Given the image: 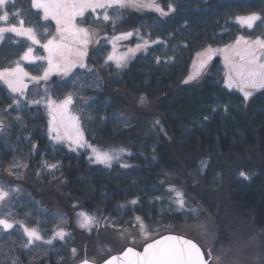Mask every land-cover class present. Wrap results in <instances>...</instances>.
Listing matches in <instances>:
<instances>
[{"label": "trees", "instance_id": "1", "mask_svg": "<svg viewBox=\"0 0 264 264\" xmlns=\"http://www.w3.org/2000/svg\"><path fill=\"white\" fill-rule=\"evenodd\" d=\"M157 2L166 10L172 5L175 11L167 16L136 11L122 18V29L139 34L132 43L142 37L160 41L123 68L113 61L105 63L111 44L101 39L91 44L86 67L77 65L67 76L56 73L46 83H31L24 96L0 79V119L5 125L0 130V185L10 193L0 217L14 223L13 229L0 228V264L13 259L17 264H67L96 251L98 238L75 225L76 210L100 217L104 230L112 229L104 227V217H110L119 232L139 227L135 216L163 233L191 226L216 246L231 235L249 232L264 251V89L247 101L238 90L228 88L218 56L208 61L197 80L184 83L197 51L221 48L241 35H264V22L248 29L235 19L254 12L264 16V0ZM5 10L9 21L0 22L2 27L22 19L24 26L44 33L53 24L31 0H9L0 6V15ZM29 46L25 37L5 32L0 39V69L15 66ZM24 65L41 72L40 62ZM68 94L90 143L130 149L121 163L106 167L90 161L86 149L70 150L53 142L43 103L32 101L47 96L60 100ZM141 96L147 100L143 105ZM15 161L27 167L10 173ZM202 161L207 164L203 171ZM45 163L59 167L48 170ZM169 186L184 193L183 210ZM16 188L19 191H12ZM132 200L137 204L131 205ZM193 208L198 211L190 212ZM24 226L37 229L43 240L25 248ZM60 228L69 235L52 239ZM47 239L52 243H45Z\"/></svg>", "mask_w": 264, "mask_h": 264}, {"label": "snow or ice", "instance_id": "2", "mask_svg": "<svg viewBox=\"0 0 264 264\" xmlns=\"http://www.w3.org/2000/svg\"><path fill=\"white\" fill-rule=\"evenodd\" d=\"M9 0H0V6H4ZM32 6L36 9L43 11V19L47 20L52 17L56 21L57 35L51 36L47 39V42L42 44L41 47L47 51V56L36 57L33 56V47H28L27 50L20 57V60L14 61V67H7L0 70V79H3L13 93L19 96L25 95V89L28 87L25 83V79L31 81L47 82L49 76L53 72H60L62 75L67 76L74 67L79 65L80 67H86L84 64V58L87 56V48L91 42L92 34L87 28L77 27L75 20L77 17H83L84 13L91 9L95 12L97 9H105L102 16L104 21H109L111 18L107 13L109 8H152L159 12L161 16H167L170 12L175 11L172 5L168 6V11L156 4L155 0H31ZM19 15L15 13L14 16ZM237 21L245 25L248 29H253L257 21L264 22V16L258 13H251L247 16H239ZM9 13L7 11L0 15V22H8ZM19 26L12 25L10 27H0V39L3 38L5 32L15 33L21 37H27L32 44L40 45L41 41L38 38L37 32L34 28L24 27V21L21 19L18 21ZM132 35L131 32L123 33L114 39H126ZM148 41H144L143 44H138L135 49H129L128 53L120 56L110 54L105 63L108 61L115 62L118 68H123L127 65L129 59V53L133 54L140 49L147 50ZM152 43H160V41H153ZM216 51H221L225 54V60L229 68L228 75V87H238L243 92L244 99L247 100L252 96L253 92L246 89H259L264 88V36H257L254 39H248L244 36H238L233 45H227L223 49L213 50L210 46L204 50L203 53H197L198 56H203L200 60L199 70L190 75L184 83L195 80L200 75L208 61L212 59V56ZM234 54L235 60H233L229 53ZM46 61L48 67L44 69L42 76H30L24 68L21 66L20 61ZM157 58V63H159ZM234 73V75H233ZM47 93V89H45ZM49 110L52 117L49 131L51 139L54 141H62L63 136L58 134V125L66 124L67 120H71L74 123V135L67 137L70 142V148L75 145L76 150L79 148H91L93 155L89 157L90 161L98 164H103L106 167H111L112 161L120 158L121 154L125 153L126 149L113 150V151H101L96 148H92L87 142H83V133L79 128L77 117H68L67 112L69 107L73 104V96L71 94L66 95L62 100H53L51 97H47L43 101H32L34 104L42 103ZM147 102L145 96L139 98L141 105ZM19 104V101H15ZM19 119V117H17ZM204 119H207L205 117ZM159 124V121H156ZM5 127L4 121L0 119V130ZM57 133V134H53ZM130 155V153H128ZM26 168L27 164H23L20 161H15L9 166V172L12 173L14 169ZM44 167L48 170H55L59 167L58 164H44ZM123 167H129L123 165ZM207 167L206 162H201V171ZM240 175L244 178H248L247 174L241 172ZM12 191H19L18 188L12 189ZM169 192L175 193V202L178 205L179 210H183L185 206L184 193L178 191L175 187L169 186ZM9 190L0 185V204L9 198ZM137 200H132L129 203L136 205ZM77 207V205H73ZM123 208L125 205H120ZM192 213H196L198 210L193 208L189 210ZM78 217L79 227L91 232L94 227L100 226V217L91 215L87 212L80 211L76 213ZM134 220L139 225V231L143 233L147 238V226L144 220L140 216H135ZM118 223V222H116ZM104 227H112L115 230V223L111 222L110 217H104ZM204 228L205 226H201ZM0 228L4 230H10L14 228V223L9 219L0 217ZM206 230V228H205ZM24 233L28 237L25 248L33 245L35 241L43 240L37 229H30L24 227ZM66 235H69L63 228L58 229L52 239L59 238L63 240ZM120 235L124 238V231H120ZM132 243H135V236L129 234ZM45 243L51 244L52 240L49 239ZM72 253L76 254V249H72ZM208 255L209 259H205V255ZM219 262L220 257H212L211 249L202 250L201 247L193 240L186 239L183 236L167 235L160 239H153L152 242L146 243L143 247V251H137L134 247H126L120 256H110L104 259L102 264H210V260ZM10 264H17L13 259ZM80 264H95L94 260L84 258L80 261Z\"/></svg>", "mask_w": 264, "mask_h": 264}, {"label": "rangeland", "instance_id": "3", "mask_svg": "<svg viewBox=\"0 0 264 264\" xmlns=\"http://www.w3.org/2000/svg\"><path fill=\"white\" fill-rule=\"evenodd\" d=\"M157 1L158 0H155L156 4L161 6V4ZM132 9H133L132 7H125V8L113 7V8L107 9V13H108L109 17L111 18L109 21H104L102 19V16L105 12V9H97L95 12H93L91 9H89L88 11H86L84 13L83 17H77L75 20L76 26L80 27V28H87L90 31V33L92 34L91 42L89 43L88 48H87V53L89 54L91 44L97 43L101 39H105L109 44H111L110 45L111 49H110L109 54L107 56H109L110 54L120 56V55H123L125 53H128L129 49H135L138 44H143L144 41L149 42L148 47L153 44L152 43L153 41H157V39L155 40L154 38H151V37H149V38L148 37H142L140 40L134 41L132 43V40H131L132 37L139 36V34H138V32L136 33V31L134 29H122L120 26V22H121L122 18L129 16L128 14H131V13L136 12V11H141L142 13H147V12L156 13L157 12L152 8H134L133 10ZM164 10L168 11V9L167 10L164 9ZM41 13L43 15L42 10H41ZM157 13H159V12H157ZM254 13H256V12H254ZM249 14H251V13H249ZM249 14L238 15L237 17L247 16ZM48 19L49 20L51 19L53 24L49 28H44L43 29L44 33H42L41 31H38L37 29L34 28L37 32L38 38L41 41V44L35 45V44H32V42L29 40V42H30L29 47H33V56H36V57L47 56V54H48L47 51L44 50L41 47V45L46 43L47 39H49L51 36L57 35V32H56L57 26H56L55 19H53L52 17H49ZM236 21H237V19H236ZM13 25L19 26V24H13ZM10 26H12V25H10ZM10 26H5V27H10ZM242 26H245V25H242ZM0 27H2L1 24H0ZM24 27L29 28L27 26H24ZM52 27H53L54 31H52ZM30 28H32V27H30ZM45 32L49 33V34L47 36H45ZM129 32H131L132 35L126 39H118V40L114 39L115 37L120 36L123 33H129ZM241 36H243V35H241ZM244 37H246V36H244ZM246 38L254 39V38H249V37H246ZM25 39H27V37H25ZM234 43H235V41L229 45H233ZM224 47L225 46H222L221 48L217 47V46H212L211 48L213 50H217V49H223ZM205 49L206 48L201 49L200 51H197V53H203ZM142 51H145V50L142 48L139 51H136L134 53V55L129 53L128 62L134 56H136V54L138 55V53H140ZM197 53L193 57L192 61H190L191 62L190 69H189L187 75L185 76L184 81L187 80V78L190 75H193L194 73H196L199 70L200 60L203 59V56H198ZM88 54H87V56H88ZM214 56L220 57L221 61L223 62L224 66H225L224 84L228 87L229 68H228L227 62L225 60V54L221 51H216L215 54L212 56V58ZM229 56L233 60H235L234 54H232L231 52L229 53ZM26 62L30 63V61H20L21 66L24 68V70L27 73H29L30 76H37V77L42 76L44 69L48 67L46 61H42V60L32 61L31 63L40 62L42 64L41 72L40 73H38V72L33 73L24 65V63H26ZM128 62H127V64H128ZM37 65L39 67V64H33L32 67L37 68ZM0 70H2V69H0ZM56 73H60V72H53L49 76L48 79H50ZM200 73H201V71H200ZM233 75H234V73H233ZM197 79H195V80H197ZM195 80L189 81L188 83L194 82ZM3 82L8 86V84L4 80H3ZM39 82L40 83H46L44 81H39ZM25 83H27V85H29L31 83H35V81H31V80L26 78ZM230 89L238 90L243 95V92L238 87H231ZM262 89H264V88H259V89H255V90H253V89H246V90L252 91L253 92L252 96H253L256 92H258L259 90H262ZM252 96H250L247 99V101L250 100L252 98ZM47 97H51V96H47ZM47 97H45V98H47ZM51 99L56 100L52 97H51ZM43 100H41V101H43ZM60 100H62V99H60ZM57 101H59V100H57ZM45 109L47 111V116H48V120H47L48 121V134L51 137L52 134H50L49 129H50V127H52V124H51L52 117L49 113V110L46 107H45ZM72 109L73 108L71 105L68 109L67 116L78 118L79 128L83 133L82 143L87 142V144L91 145L92 148H96V149L101 150V151H113V150H120V149H126L127 150L125 153L121 154L119 159L113 160L111 165H114L117 162L121 163V160L124 159L126 157V155H128V153L131 152L130 149H128L125 146H115V147H111V148H104V147H100V145L90 143L89 140L87 139L86 133H85L84 128H83L82 123H81V120H79L80 119L79 115ZM74 123L75 122H73L71 120H67L66 124H59L58 125V134L63 136L64 139L62 141H59V142L53 140V142L64 144L70 150H72V148H75V145H72L70 148V142L67 139V137L69 135H74V131H75L74 126H73ZM53 134H57V133H53ZM82 149H86L88 151L87 152L88 157L93 155L91 148L85 147ZM1 206H5L4 202H3V204H0V210L2 209ZM76 211L78 213L81 210H76ZM75 221H76L75 225H77L79 227L78 217L76 214H75ZM28 228L34 229L33 227H28ZM79 228L81 230L88 232L87 234L84 233L88 236L92 235L93 233L96 234V237L98 238V243H97L98 245L96 246L97 249H96V251H90L88 253H82L78 257V259H75V260L71 259L69 262H67V264H75L76 263L75 261H77L79 259H84L85 257L90 259V260H94L95 263L100 262V261L104 260L105 258H107L108 256H110L112 253H117L127 246H134V247L140 249L143 247L144 244L147 243V241H150V240L158 237L159 235H161L163 233V231H161L160 228L156 229V228H152L150 226H147L146 230H147L148 236H147V238H145L143 233H141L139 231V227H135L133 229L132 228L131 229H123L125 235H124V238H122L120 235L119 229L114 230L112 228L109 230H104L100 226L97 229L93 228V230L91 232H89L86 229H83L81 227H79ZM171 230L173 232H176V233L185 235L187 237H190L192 239H195L202 246V248L204 250L212 249L211 250L212 257L213 258H215L217 256L220 257L218 264H264V251L262 248L263 246L254 237H251L252 235H250L249 232H241V235H231L230 237H228L229 238L228 240H225L223 245L216 246V245H212V244L209 245V243L207 241L202 239V237L200 235L198 236V234L191 229V226L190 227L188 226V228L187 227H181V228L171 229ZM129 234H131V236H135V238H136L135 243L131 242ZM40 235H41V233H40ZM47 240H49V239H47ZM90 242L93 243V241L90 240L89 244H90ZM93 248L94 247H92V249ZM208 259H209V257H208ZM210 263L211 264H217V262H215L214 259L210 260ZM27 264H35V263H27Z\"/></svg>", "mask_w": 264, "mask_h": 264}, {"label": "water", "instance_id": "4", "mask_svg": "<svg viewBox=\"0 0 264 264\" xmlns=\"http://www.w3.org/2000/svg\"><path fill=\"white\" fill-rule=\"evenodd\" d=\"M167 235H174V236H183L184 238H186V239H190V240H193L195 243H197L200 247H201V249L202 250H204L203 248H202V246L195 240V239H192V238H190V237H187V236H185V235H182V234H179V233H176V232H166V233H163V234H161V235H159L158 237H156V238H154V239H160L161 237H163V236H167ZM153 240V239H152ZM152 240H150V241H147V243H150V242H152ZM145 246V244L143 245V247ZM127 247H134V246H127ZM143 247L142 248H140V249H138V248H136V247H134L137 251H143ZM126 248V247H125ZM125 248L123 249V250H121V251H119V252H117V253H112L110 256H120V255H122V253H123V251L125 250ZM110 256H108L107 258H109ZM107 258H105V259H107ZM205 259H208V257L205 255ZM81 261V260H80ZM80 261H78L77 263H75V264H80ZM102 262H103V260L102 261H100V262H96L95 264H102ZM211 264V263H210Z\"/></svg>", "mask_w": 264, "mask_h": 264}]
</instances>
